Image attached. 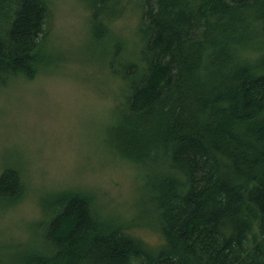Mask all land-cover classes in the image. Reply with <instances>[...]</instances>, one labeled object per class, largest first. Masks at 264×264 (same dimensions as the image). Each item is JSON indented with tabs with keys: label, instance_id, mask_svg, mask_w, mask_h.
Segmentation results:
<instances>
[{
	"label": "trees",
	"instance_id": "1",
	"mask_svg": "<svg viewBox=\"0 0 264 264\" xmlns=\"http://www.w3.org/2000/svg\"><path fill=\"white\" fill-rule=\"evenodd\" d=\"M84 1L121 96L114 152L140 168L135 219L161 242L66 188L40 199L41 247L16 264H264V0H135L131 47L108 27L121 0ZM48 16L0 0L1 84L53 61ZM24 190L4 164L0 204Z\"/></svg>",
	"mask_w": 264,
	"mask_h": 264
},
{
	"label": "rangeland",
	"instance_id": "2",
	"mask_svg": "<svg viewBox=\"0 0 264 264\" xmlns=\"http://www.w3.org/2000/svg\"><path fill=\"white\" fill-rule=\"evenodd\" d=\"M46 1V49L53 61L32 80L0 83V170L15 164L25 187L16 203L0 204V264H16L41 247L40 199L66 188L89 192L99 211L128 221L134 235L155 246L157 232L135 219L140 168L114 152L121 96L107 52L98 56L104 43L91 40V8L84 0ZM138 21L135 0H121L108 22L111 36L131 47Z\"/></svg>",
	"mask_w": 264,
	"mask_h": 264
}]
</instances>
